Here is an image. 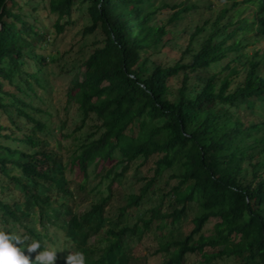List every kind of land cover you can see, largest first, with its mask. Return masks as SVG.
<instances>
[{"label": "trees", "instance_id": "1", "mask_svg": "<svg viewBox=\"0 0 264 264\" xmlns=\"http://www.w3.org/2000/svg\"><path fill=\"white\" fill-rule=\"evenodd\" d=\"M216 1H203L211 15L189 32L200 0H0V231L43 247L60 232L84 264H264V0ZM249 3L259 18L242 16ZM42 10L56 36L87 11L82 37H100L63 62L46 53ZM166 53L170 62L155 61ZM57 76H68L62 112ZM138 160L146 173L116 202ZM93 175L104 192L88 187ZM75 186L96 192L82 211Z\"/></svg>", "mask_w": 264, "mask_h": 264}, {"label": "rangeland", "instance_id": "2", "mask_svg": "<svg viewBox=\"0 0 264 264\" xmlns=\"http://www.w3.org/2000/svg\"><path fill=\"white\" fill-rule=\"evenodd\" d=\"M195 1V0H194ZM201 2L205 0H200ZM217 9L218 7L222 6L224 2H217L216 0H210ZM40 17L42 18V24L46 27V30L49 33L50 36V43L47 46L46 53L49 55H54V57H62L63 55V62H72L74 58L76 60L74 62H78L81 59H83L85 52L89 50V47H86L88 44H91L95 39L99 38V33H93L90 34L89 36L82 37V30L84 24H88L89 18L87 15V11H78L74 13V17H76V23L73 24L70 27H67V31L64 34H61L59 36H56V28L54 26L56 16L54 13H50L48 10H42L41 13L39 14ZM211 15V12L206 9V2H203L201 4V8L197 9L196 11H193L191 14V20L192 23L189 25V32L193 30L195 27L196 23L202 22L205 18L209 17ZM260 17L259 12H257V5L255 3H249L245 11L243 12L242 16H248L250 19H252L254 16ZM185 41L179 40V44H176V46L173 48L174 51L178 49L179 45H182L180 43H184ZM264 43V39L262 40ZM186 43V42H185ZM86 45V46H85ZM253 47V45H250L249 51ZM83 50V51H82ZM67 51L66 54H63ZM170 53V51H169ZM169 53L162 54L155 56V61L156 62H170L172 60V56L169 55ZM51 70L53 73L57 74L60 71V67L57 66L56 64H52ZM54 83L57 85V91L54 94L55 97V102L56 105L58 106L59 110L62 112V106L65 104L66 101V96H65V91H66V85L68 83V76H57V78L54 77L53 79ZM75 107L70 106V114L68 118V129L70 132L75 129L76 125L78 124V118L75 114ZM60 117L64 116L63 113L59 114ZM90 131L89 126L84 129V132ZM140 160H138L127 172L126 176L122 178L121 182L119 183L120 186L116 188L115 191V201L119 203H123V195L126 193L133 192L137 189V186L139 185V182L137 181L136 176H143L146 173V170L143 169L142 171H138L135 173V165L139 164ZM135 175V176H134ZM69 179H73V181L79 182L81 180V176L79 171L75 172L73 175L68 173ZM101 181L100 176H94L89 180L88 187L93 188L97 186V190L100 189L105 191V184H99ZM75 194L77 196V204L76 205V211H82L87 208V204L91 202L95 198L96 192L93 194L89 193L86 194L85 192H80L77 188V186L74 187ZM192 219V212L189 213V216L187 219H185L180 228V232L178 233V236H183L184 233H186L192 226L191 223ZM216 220H211L206 227L204 228V233L206 235H209L213 231V227L215 224ZM36 226L38 228H42L39 223H36ZM153 237H157V232L153 231L152 232ZM56 242L53 244L49 240L46 241L47 247L48 248H54L58 249L61 252L63 251V257L66 260V257L73 252L75 254V250L73 248V242L65 235H63L60 232L56 233L55 236ZM93 242V240H92ZM150 242L146 241L144 242V248L145 250L148 251L147 247L149 246ZM149 248V247H148ZM64 249V250H63ZM67 251V252H65ZM60 256L57 255V259H59ZM162 256L158 255L157 257H152L149 256L145 259H142L139 261L138 264H159L162 261ZM232 262L228 259H223V260H216V261H211L209 263H205L202 259L201 256L199 255H190L185 264H231Z\"/></svg>", "mask_w": 264, "mask_h": 264}, {"label": "clouds", "instance_id": "3", "mask_svg": "<svg viewBox=\"0 0 264 264\" xmlns=\"http://www.w3.org/2000/svg\"><path fill=\"white\" fill-rule=\"evenodd\" d=\"M38 248L40 251L30 260L29 256ZM56 253L54 248L43 247L38 242L30 241L27 236L0 231V264H55ZM65 264H84L82 254L71 252Z\"/></svg>", "mask_w": 264, "mask_h": 264}]
</instances>
